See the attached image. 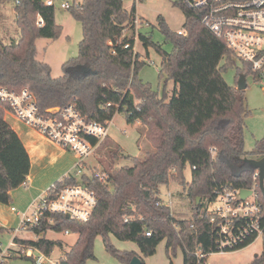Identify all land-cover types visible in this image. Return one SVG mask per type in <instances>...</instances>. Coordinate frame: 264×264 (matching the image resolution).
<instances>
[{"label": "trees", "instance_id": "obj_1", "mask_svg": "<svg viewBox=\"0 0 264 264\" xmlns=\"http://www.w3.org/2000/svg\"><path fill=\"white\" fill-rule=\"evenodd\" d=\"M124 1L83 0L66 9L80 22L82 38L77 55L62 64V75L53 77L49 65L36 59L35 41L59 37L62 28L55 22L54 7L43 0H0V86L15 91L27 88L42 112L73 102L87 120L102 124L121 112L127 122L139 123V135L148 146L152 145L145 154L132 157L118 143L105 138L97 152L104 157L98 163H104L101 168L108 182L88 176L65 181L84 184L96 192L97 204L89 220L81 223L49 215L53 224H48L46 217L32 228L35 238L16 235L14 241L47 255L62 244L46 238V230H67L77 234V239L60 257L59 264H85L95 258L94 240L100 236L107 251L129 264L133 256L139 255L116 249L111 236L135 242L141 260L142 256L153 255L159 242L165 240L166 252L181 249L183 264H204L210 253L217 252L206 206L214 198V190L224 185L251 187L252 169L244 158L264 156V136L255 141L251 151L244 149V119L248 112L244 90L228 85L222 76L226 65L238 58L223 39L201 23L199 10L186 8L181 0L174 2L185 16L182 33L171 30L164 18L157 17L165 40L172 43V50L167 52L149 34H135L136 8L132 4L127 9ZM7 5L13 10L18 37L5 43L2 32ZM39 16L42 26L36 24ZM136 36L145 49L152 47L161 57L158 75L173 81L170 96L160 94L138 76L145 61L133 51ZM5 110L7 105L0 104L2 204H8L11 191L26 183L30 170L28 152L4 120ZM117 159H128L130 165H117ZM187 167L190 181L184 176ZM170 181L181 185L191 202L188 216L174 214L163 203L160 187ZM258 192L264 203V196ZM3 231L0 226V233ZM263 257L264 252L254 258L253 264H261ZM18 258L36 264L25 255L14 256L11 261Z\"/></svg>", "mask_w": 264, "mask_h": 264}, {"label": "built area", "instance_id": "obj_2", "mask_svg": "<svg viewBox=\"0 0 264 264\" xmlns=\"http://www.w3.org/2000/svg\"><path fill=\"white\" fill-rule=\"evenodd\" d=\"M56 1L60 8L68 9L78 6L83 0H43L45 5L53 7ZM137 1L139 0H132V4ZM15 2L18 3L19 0ZM181 2L186 8L199 10L201 23L216 37L223 39L236 58L247 63L251 71L259 72L264 68V0H181ZM139 23L141 24L142 20L136 15L134 20L136 32ZM36 24L43 25L40 16ZM133 51L135 52V47ZM0 104H6L7 110L20 121L61 148L74 153L77 158L73 175L68 173L61 180L54 182L34 198L24 211L20 212L15 207L10 208L20 218V225L15 232L17 234L30 232L46 217L48 224H53L49 215H60L81 223L88 221L97 204L96 192L84 184H69L65 181L72 177L88 176L104 183L108 182V175L101 166H90L89 174H85L83 169L84 160L93 156L100 143L108 137L110 121L102 124L87 120L73 102L42 112L27 88L15 91L0 86ZM90 138L95 139V142ZM245 189L251 190V194L242 199L240 196L242 189L224 185L219 190H214V198L206 206L209 222L214 226L217 252L230 251L257 237L262 238L263 247L259 256L264 252V203L259 198L257 169L252 170L251 187ZM171 197L172 193L168 192L167 200L163 202L170 208ZM65 232L68 233L67 230ZM14 237L6 247H3L0 241V264H8V258L18 255L32 257L36 264H59V260L49 259L38 249L17 244ZM261 264H264V257Z\"/></svg>", "mask_w": 264, "mask_h": 264}, {"label": "rangeland", "instance_id": "obj_3", "mask_svg": "<svg viewBox=\"0 0 264 264\" xmlns=\"http://www.w3.org/2000/svg\"><path fill=\"white\" fill-rule=\"evenodd\" d=\"M175 1L178 0H139L134 4L136 8L135 15L140 20L142 19L137 32L149 34L151 39L160 43L167 52L172 50V43L165 40L163 32L158 27L157 17L161 16L164 18L171 30L179 31L185 21V16L181 8L175 6ZM132 3V0H125L124 6L130 9ZM54 9V19L61 26V33L56 39L42 37L36 39L35 48L36 59L39 62L47 63L50 67L51 75L58 77L62 75V64L78 53V44L82 38V28L80 22L73 18L68 10L60 8L58 1H56ZM3 29L5 31V36L2 32L3 42L8 43L12 39H17L18 31L16 29L15 16L12 8L8 5L6 7V21ZM134 47L135 52L140 54V59L145 61L138 71V76L144 82L150 83L152 88L160 94L166 93L170 96L173 92L174 83L171 79L159 77L158 70L161 61L159 54L152 47L145 49L137 36ZM221 64H223V61ZM241 74L245 76L246 80L244 95L248 109L244 119V149L251 151L255 146V141L264 136V68L259 72H252L248 64L237 59L234 64H228L222 70V76L230 86H237ZM137 129L136 123L127 122L124 114L117 112L109 124V137L116 141L127 155L132 157L143 155L152 148V145H147V141L143 136L139 135ZM97 151L98 148L93 156L84 160L85 167L83 171L85 174H89L90 166H105L102 162L98 163L104 157ZM76 162L75 154L67 151L56 163H47L48 170L46 172L48 171V174H44L41 170L42 172H40L38 178L40 181H36L33 184L26 182L20 185L13 190V200L11 198L8 204L0 203V226L4 228V231L0 233V241L3 247H6L14 236L26 234L25 232L18 234L15 232V229L20 225V218L10 208L15 207L20 212L24 211L34 198L43 193L54 182L61 180L68 173L73 175ZM116 164L130 165V161L128 159H117ZM184 176L186 181H190L189 167L185 169ZM76 179H79V177ZM168 192L172 193V212L174 214L181 212V215L188 216L192 205L189 199L185 197L183 187L175 181H170L168 185L160 187V195L165 201L167 200ZM45 237L61 241L62 245H56L50 254H45L46 257L55 261L59 260L69 250L70 246L76 241L77 234L47 229ZM110 242L118 250H139L137 244L132 241H121L111 236ZM262 249V238L257 237L241 249L210 253L204 264H253L254 254L259 256L262 253ZM93 253L95 258L87 260L85 264H125L106 250L100 236H97L94 240ZM35 255H38V253H35ZM11 259H7L8 264H28V261L24 259L18 258L12 261ZM142 260L144 264H183L181 249L177 247L174 251L166 252L165 240L159 242L153 255L142 256Z\"/></svg>", "mask_w": 264, "mask_h": 264}, {"label": "crops", "instance_id": "obj_4", "mask_svg": "<svg viewBox=\"0 0 264 264\" xmlns=\"http://www.w3.org/2000/svg\"><path fill=\"white\" fill-rule=\"evenodd\" d=\"M4 120L17 133L28 152L30 158V170L26 182L33 184L36 181H40L38 180L40 172L43 171L44 174H48V171L46 172V170H48L47 163H56L60 157L67 153V150L61 148L34 128L20 121L8 110H5L4 112ZM136 125L138 127L139 123L136 122ZM107 138L111 139L109 135ZM11 198L13 200V190L11 191ZM25 233V235L18 237L23 239L35 238L32 231ZM133 252L140 256L139 250Z\"/></svg>", "mask_w": 264, "mask_h": 264}, {"label": "water", "instance_id": "obj_5", "mask_svg": "<svg viewBox=\"0 0 264 264\" xmlns=\"http://www.w3.org/2000/svg\"><path fill=\"white\" fill-rule=\"evenodd\" d=\"M236 88L238 90H244L246 88V80L243 74L240 75ZM244 161L249 165L252 170H258V186L261 191V194L264 196V156L260 158L245 157ZM250 194L251 190H240V196L242 199H245ZM198 200L199 198H197V201ZM255 257H257L256 254H254V258ZM129 264H142V260L139 256H133L129 261Z\"/></svg>", "mask_w": 264, "mask_h": 264}]
</instances>
